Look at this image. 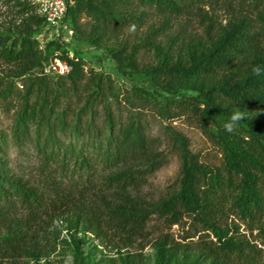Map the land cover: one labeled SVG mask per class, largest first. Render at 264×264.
<instances>
[{
    "label": "trees",
    "instance_id": "1",
    "mask_svg": "<svg viewBox=\"0 0 264 264\" xmlns=\"http://www.w3.org/2000/svg\"><path fill=\"white\" fill-rule=\"evenodd\" d=\"M11 1L19 7V22L12 32H0V60L9 67L0 76L1 95L16 104L10 141L31 148L37 180L14 173L3 157L7 137L1 135L0 264H64L68 256L72 264H103L87 249L90 235L101 244L111 234L130 242L153 215L169 230L194 229L187 239L204 233L196 245L161 236L153 264H264V10L256 19L235 17L198 38L164 43L155 28L130 45L116 42L119 32L142 23L149 10L165 16V23L209 0H66L74 36L89 18L85 41L105 48L123 77L146 80L147 87L133 88L135 97L163 120L187 114L222 153V167H211L182 134L165 126L180 159V179L175 190L148 202L142 188L169 159L150 135L142 109L131 108L124 118L114 80L86 70L72 42L52 40L40 50L37 35L46 23L37 4ZM143 47L153 53L154 64H139ZM57 58L70 72L45 74ZM237 111L243 119L229 132L225 125ZM58 221L65 229L55 226ZM241 225L251 234L258 231L254 240L240 233ZM126 247H117L106 264H141L122 253Z\"/></svg>",
    "mask_w": 264,
    "mask_h": 264
},
{
    "label": "rangeland",
    "instance_id": "2",
    "mask_svg": "<svg viewBox=\"0 0 264 264\" xmlns=\"http://www.w3.org/2000/svg\"><path fill=\"white\" fill-rule=\"evenodd\" d=\"M18 9L19 7L16 6V2L0 0V32L7 33L14 30V25L19 22ZM143 9L136 7L134 10L143 11ZM262 10H264V0H259L256 3H250V0H209L205 5L202 4L197 7L195 11L170 17V21L165 23V16L156 13V11L149 10L146 19L142 23L133 27H125L123 31L119 32L116 42H124L130 45L137 44L141 37L155 28H159L158 41H163L164 43L169 38L177 37L179 40L198 38L204 35L205 30L210 29L214 32L235 17L247 16L250 19H256L259 11ZM90 26L91 20L84 17L78 29L77 27L75 28L76 35L71 40L72 49L83 58L86 63V70L94 69L111 76L120 94L124 118L129 109H133L134 107L142 109L150 124V135L159 139L161 143L160 149L166 151L168 154V164L151 175L148 178V182L142 188L141 195L143 198L148 202L157 201L175 190L179 183L180 159L178 154L171 150L170 138L165 129L167 125H170L188 140L190 150L199 157L201 162L214 168H221L223 158L220 149L203 133L193 118L184 114L173 120H163L154 115L147 104L135 97L133 88L147 87L146 80L139 76L123 77L117 71L114 61L105 55V48L99 49L89 45L84 39V34ZM116 42L109 41L108 45ZM138 61L141 66L155 63L153 53L145 47L141 48L138 52ZM8 70L9 67L0 60V76ZM17 86L21 88V83H18ZM16 110L15 102L8 103L2 98L0 84V136L7 137V143L2 153L3 157L16 175L35 182L37 180V161L33 156L31 148L29 146L18 147L10 141L11 127ZM224 222H226V219H224ZM55 226L58 229H65V224L60 221L56 222ZM194 231L189 226L183 230L178 225L173 226L172 230H169L163 219L157 215H153L144 230L141 233L133 235L130 242L111 234L106 238L104 244H101L99 240L90 235L93 241L87 249L96 256V263L105 260L103 264H106L110 263V258L116 257L117 247L127 244L128 247L121 249L123 254L130 253L137 256V260H140L141 264H153L154 244L161 236L169 234L184 244L196 245L197 241L200 240V235L204 233H200L195 238L187 239L186 237L192 235ZM240 233L246 234L250 240H254L258 235V231H254L251 234L246 225H241ZM65 234L66 231H63V235ZM93 245L97 246L98 250L92 249ZM13 263L26 264L25 259H19ZM5 264H9V262ZM64 264H72V257L68 256Z\"/></svg>",
    "mask_w": 264,
    "mask_h": 264
},
{
    "label": "built area",
    "instance_id": "3",
    "mask_svg": "<svg viewBox=\"0 0 264 264\" xmlns=\"http://www.w3.org/2000/svg\"><path fill=\"white\" fill-rule=\"evenodd\" d=\"M34 4H37L38 13L46 23L45 29L37 35L40 50L45 51L47 44L52 40L59 39L70 43L74 37V30L66 22L69 2L66 0H34ZM43 72L49 75L65 76L70 72V67L57 58L50 60Z\"/></svg>",
    "mask_w": 264,
    "mask_h": 264
},
{
    "label": "clouds",
    "instance_id": "4",
    "mask_svg": "<svg viewBox=\"0 0 264 264\" xmlns=\"http://www.w3.org/2000/svg\"><path fill=\"white\" fill-rule=\"evenodd\" d=\"M253 71H254L257 75H259L260 72H261V69L259 68V66H257V67H255V68L253 69ZM241 119H243V113H241V112H239V111L235 112V113L231 116L230 122L227 123V124L225 125L226 130L229 131V132H232V131L234 130L235 126H236V123H237L239 120H241Z\"/></svg>",
    "mask_w": 264,
    "mask_h": 264
}]
</instances>
